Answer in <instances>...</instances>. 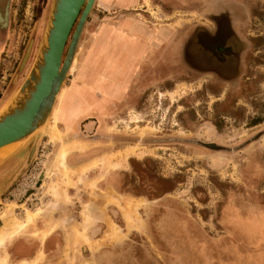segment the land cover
I'll use <instances>...</instances> for the list:
<instances>
[{
	"label": "rangeland",
	"instance_id": "374dc122",
	"mask_svg": "<svg viewBox=\"0 0 264 264\" xmlns=\"http://www.w3.org/2000/svg\"><path fill=\"white\" fill-rule=\"evenodd\" d=\"M53 3L10 0L4 25L6 2L0 107L29 74ZM126 19L154 40L142 82L120 74L132 86L118 89L127 58L103 64L112 50L99 36ZM218 23L227 37L210 44ZM80 42L78 65L97 45L108 68L85 74L110 79L83 92L101 98V115L59 122L64 91L81 81L75 56L35 160L0 198V264H253L264 250V0H96ZM218 46L232 47L235 76L193 67L215 68L207 48L226 59ZM32 141L0 154V182Z\"/></svg>",
	"mask_w": 264,
	"mask_h": 264
},
{
	"label": "water",
	"instance_id": "95a60500",
	"mask_svg": "<svg viewBox=\"0 0 264 264\" xmlns=\"http://www.w3.org/2000/svg\"><path fill=\"white\" fill-rule=\"evenodd\" d=\"M95 2L96 0H54L36 60L19 89L13 94L9 108L0 114V147L18 140L23 143L33 138L19 167L7 180L0 182V198L6 189L28 171L38 154L47 122L50 121L58 93L64 86ZM9 3L10 0H7L4 25L8 18ZM6 151L9 150L1 151L0 154Z\"/></svg>",
	"mask_w": 264,
	"mask_h": 264
},
{
	"label": "crops",
	"instance_id": "0c3cea01",
	"mask_svg": "<svg viewBox=\"0 0 264 264\" xmlns=\"http://www.w3.org/2000/svg\"><path fill=\"white\" fill-rule=\"evenodd\" d=\"M136 19V18H134ZM122 26V27H121ZM123 28V29H122ZM136 23L135 20H123L121 21L119 26H114L108 30L107 33H102L99 37L103 38V40L107 43L108 48H113V43L117 44L116 51H113L109 57L105 58L103 60L104 63H110L112 64V61L110 59L114 58V62L117 61V58H120L122 56H126L127 58V64L129 65L126 67V72H121V70L124 69H116V73H118V76L113 78L115 80L112 84L114 88L118 89H124L130 86V82L122 83L119 80L120 74H126V78L131 75V77L135 76L138 72L137 66L138 64H141L145 62V60L148 57V38L143 33H139L136 29ZM189 40V39H188ZM95 42H98V39L94 40ZM96 42V44H97ZM83 46L85 47L86 44L83 43ZM91 52L88 53L86 59L83 62V65H78V61L80 60L81 55H79V51L76 53V60H77V69H81V71L78 74V78L81 81L77 82L75 80L70 87L67 88L64 92V98L60 103L57 105V117L60 119V122H81L88 119H91L95 112V106H94V99L86 98V94L83 93L84 91L88 92V90H97V89H106L107 84L110 79H104L103 82L98 80L97 78H90L88 79L85 77L86 72L88 75H90V71H87V69H97L93 61L91 60L94 56L95 52L99 47L97 48V45L92 46ZM97 48V49H96ZM117 52V53H116ZM101 59V57H100ZM124 68V67H122ZM99 69H108L105 65L101 66ZM143 69V66L140 68ZM106 77V76H105ZM113 77V76H112ZM92 79V80H91ZM95 79V80H93ZM96 79L98 81H96ZM128 81V80H127ZM72 101V102H71ZM93 106V107H92ZM70 109H73L72 113H68ZM74 121V122H73ZM4 224H1V218H0V228L3 227ZM260 257H253L250 259L253 264H264V250L261 251V254H258Z\"/></svg>",
	"mask_w": 264,
	"mask_h": 264
},
{
	"label": "flooded vegetation",
	"instance_id": "af4514ba",
	"mask_svg": "<svg viewBox=\"0 0 264 264\" xmlns=\"http://www.w3.org/2000/svg\"><path fill=\"white\" fill-rule=\"evenodd\" d=\"M137 0H120V2H124V3H127L128 5L129 4H132V3H134V2H136ZM173 3V2H172ZM175 3V2H174ZM173 3V4H174ZM126 5V4H125ZM4 14H5V10H4V13L2 14L3 16H4ZM121 23V22H120ZM135 23H136V30L139 32V33H143L144 35H146L147 36V38H148V40L150 41V40H154L153 38V35H152V27H151V25H146L144 22H142V21H135ZM154 24V23H153ZM229 24V23H228ZM120 25V24H119ZM224 25L222 24V23H218V28H217V30L215 31V32H210L209 33V35H207L208 36V41H209V43L210 44H212L213 42H215L216 43V40H220L221 38H226L227 37V35H226V33H228V32H226V31H228L226 28H227V26H229V25H226V28H224L223 27ZM122 27V26H121ZM84 29H85V27H84ZM123 29V28H122ZM83 32H84V30H83ZM83 32H82V35H83ZM81 35V36H82ZM192 37H194L195 38V40H196V37L194 36V35H192V36H190V38H192ZM189 38V39H190ZM159 39V38H158ZM157 38H155V40H158ZM197 39H198V36H197ZM238 39H240V40H242V38L238 35ZM80 40H81V38H80ZM149 41H148V45H149ZM189 41V40H188ZM187 41V42H188ZM154 42V41H153ZM80 41H79V45H78V48H77V51H79V47H80ZM196 43L199 45V44H201L200 43V41L199 40H196ZM115 45H117V44H114L113 43V48H111V53L113 52V51H116V46ZM186 47H187V43L184 45V47H183V57H184V59H185V56H184V52H185V49H186ZM239 47L241 48V46H240V44H239ZM97 48H98V46H97ZM208 49V51H207V54H208V56L209 57H207V60H210L211 62H213V64H214V67L215 68H211V67H207V68H204V67H202V66H198V68L196 67V66H193V67H195L196 69H207V71L209 70H211V71H214V72H218L219 74H221L222 76H225V77H233V76H235L236 74H237V72H238V69H241L240 68V63L237 61V59L235 60L234 59V55L233 54H231V50H232V47H227V49H225L224 47H221V46H218L217 47V49H221V51H225L224 52V54H226L225 56H226V59H224L223 61H221V63H220V60H219V57L217 56V52L215 53L214 52V50L212 49V48H207ZM77 51H76V53H77ZM239 51H240V49H239ZM101 53V52H100ZM117 53V52H116ZM99 53H97V56H96V58H95V60H93V57H92V61H93V64H94V66L97 68V69H99L100 68V64H101V60H102V58L100 59V57H102V56H100V55H98ZM88 55V54H87ZM87 57V56H86ZM237 57V56H236ZM214 58H217V64L215 63V60H214ZM86 59V58H85ZM186 61V60H185ZM102 63H103V60H102ZM147 64H149L148 63V60L146 59L145 60V62H143L142 63V65L141 64H138V66H137V69H140L142 66H143V69H149L148 67L149 66H147ZM191 64V63H190ZM129 65V63L124 67V68H115V69H126V67ZM187 65H189V64H187ZM82 66V65H81ZM164 64H161V65H159V66H157L155 69H160V72H163L162 71V69H164ZM222 67H224L225 69H228V68H230V69H232V68H235L236 70L234 71V72H236V73H231V74H227V73H224V72H222L220 69L222 68ZM220 68V69H219ZM143 69H140V72H137V75L140 77V81L142 82V79H143ZM92 77V76H91ZM93 78V77H92ZM121 82H123V81H121ZM136 83H138L139 84V81L138 82H136ZM130 86H132V85H130ZM72 102V101H71ZM94 106H95V109H96V111H97V116H99V115H101V112H102V109H100V103H101V98H94ZM97 106H98V108H97ZM72 111H73V109H70V111L68 112V113H72ZM59 122H60V119H59ZM71 122V121H70ZM70 122H66L67 123V126H69V125H72V123H70ZM74 122V121H73Z\"/></svg>",
	"mask_w": 264,
	"mask_h": 264
},
{
	"label": "bare ground",
	"instance_id": "6f19581e",
	"mask_svg": "<svg viewBox=\"0 0 264 264\" xmlns=\"http://www.w3.org/2000/svg\"><path fill=\"white\" fill-rule=\"evenodd\" d=\"M6 2H7V0H0V16L2 17V14L4 13V10H5V5H6ZM75 56H76V54H75ZM75 56H74V58H75ZM73 62H74V59H73ZM73 62H72V64H73ZM72 64H71V66H70V69H71V67H72ZM62 88L63 87H61V89H60V91H59V93H58V96H59V94H60V92H61V90H62ZM58 96H57V98H58ZM12 99H13V97L9 100V99H7V101L0 107V114L1 113H3L5 110H7L8 108H9V106H10V103L12 102ZM54 110V109H53ZM19 143V140L18 141H15V142H12V143H9V144H6V145H4V146H2V147H0V152L1 151H5V150H7V149H10L11 147H13L14 145L16 146L17 144ZM29 215V214H28ZM32 220V219H31ZM7 226H9V225H6V227ZM4 228V227H3ZM21 228V227H20ZM11 229V228H10ZM6 231V230H5ZM11 231V230H10ZM7 232V231H6ZM6 232H4V233H6ZM2 233V232H1ZM0 233V241L2 240V238H3V233L1 234ZM3 262V261H2ZM23 262V261H22ZM4 263V262H3ZM5 264V263H4Z\"/></svg>",
	"mask_w": 264,
	"mask_h": 264
}]
</instances>
